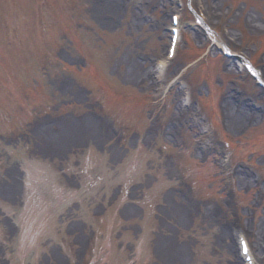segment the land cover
<instances>
[{
	"label": "rangeland",
	"instance_id": "374dc122",
	"mask_svg": "<svg viewBox=\"0 0 264 264\" xmlns=\"http://www.w3.org/2000/svg\"><path fill=\"white\" fill-rule=\"evenodd\" d=\"M0 1L10 8L0 15V47L4 45L1 52L4 57L15 59V49L25 56L27 48L36 45L31 37L33 32L41 34L42 31L45 38L39 55H30L26 60L31 65L28 79L36 78L44 85L41 102L34 106L33 119L30 123L26 121L23 129L4 132L0 137V190L2 186L8 187L10 180L18 184L17 190H3L9 195H0V264H134L138 254H141L140 264H170L172 253L166 256L161 253L167 244L177 246L172 248L174 251L181 249L188 258L187 264H232L234 254L228 247L230 237L225 231L232 223L236 229L241 228L236 234L246 233L260 260L258 264H264V120L246 124L239 120L235 123L231 118L228 122L223 112V101L229 90L241 94L236 98L245 101L260 98L264 87L250 71L236 73L231 60L217 53L207 34L211 31L227 45L230 40L233 42L228 46L231 53L243 56L252 68L264 69V0H205L206 5L215 3L225 12L219 21L207 23L210 27L205 31L199 25V29L195 27V20L187 10L178 57L167 75L166 87L171 84L174 88L160 99L153 87L149 89L147 84L142 85L134 78L128 65L133 60L147 61L148 69L151 68V59L165 55L169 40L163 37L164 30L154 31L147 22L136 24L132 8L111 27L104 21L113 13L104 7L113 0ZM134 1L133 9L143 12L141 0ZM160 11L151 7L144 13L147 18L139 15L143 20L150 17L156 20ZM31 14L37 16L36 24H28ZM222 26L227 27L229 38L222 35ZM76 36L82 47L74 44ZM192 47L203 49V55L189 65L196 58L193 50H189ZM6 49L13 52L9 54ZM84 54L111 83L114 80L116 84L150 96V107L141 128H136L138 131H133L129 118L121 119L119 112L102 111L92 93H87L90 87L84 81ZM197 76L203 81L195 85ZM262 79L264 83V76ZM179 82L193 84L195 102L211 97L215 101L212 106L216 116L220 113L221 127L228 123L227 130L223 129L224 141L216 131H210L213 139L210 143L215 147L211 152L202 153L199 149L202 126L208 123L201 105L200 112L194 105L180 116L177 112L181 105V94L175 101ZM193 108L198 111V118ZM173 116L180 117L182 128L178 135L167 136ZM89 118L98 120L95 125L99 129L102 122L106 124L105 136L98 134ZM50 120L53 124L43 130ZM77 122L86 123L81 125L82 136L70 140ZM227 138L240 145L229 163L224 162L223 156ZM91 150L90 154L103 158L108 174L101 179L102 169L91 167L97 184L87 192L81 170ZM137 150L141 152L134 161L139 166L134 170L132 182L124 185L117 168ZM80 161L81 168L77 169ZM34 164L48 168H38L41 175L35 186L81 188L84 196L59 210L56 226H45L48 233L38 236L36 245L28 239L17 247L14 242L21 230L15 224H21L19 217L26 202V190L22 186L27 178L23 169L29 170ZM197 164H209L207 168L201 167L206 177L198 176ZM13 169L15 178L10 175ZM239 171L243 173L240 175ZM199 179L210 185L203 184L200 188ZM11 190L15 192L10 194ZM113 203L115 208L110 220L107 216L97 235L99 239L95 238L93 229L96 230L97 223L92 219L105 215ZM56 206V201H47L48 214L52 215ZM49 223L50 220H44V224ZM39 225L37 230L43 228ZM145 236L148 240H140ZM29 248L32 250L27 252ZM17 253L19 257L12 258Z\"/></svg>",
	"mask_w": 264,
	"mask_h": 264
},
{
	"label": "bare ground",
	"instance_id": "6f19581e",
	"mask_svg": "<svg viewBox=\"0 0 264 264\" xmlns=\"http://www.w3.org/2000/svg\"><path fill=\"white\" fill-rule=\"evenodd\" d=\"M112 4H113V2H112ZM112 4H106V7H104V9L106 8V9H108V11H112L115 15L118 16L119 15V11L116 10L114 8V5H112ZM211 9L212 10H209V15L217 17V9H216V7L213 6V7H211ZM107 17L110 20V23L112 24L113 21H114V17L110 16V15H108ZM251 25L253 26L254 24L252 23ZM131 68H132V70L134 69L133 72H132V75L134 77H137V76L142 74L141 75V79L143 81H147L146 73L143 72V70L140 67H136V64L134 62H132ZM232 97H234V95H231V93H228L227 96H226V100L224 102V111H225L226 117L229 118V119L232 118V120H234L235 123L238 120L239 121H243V120L247 121L246 116H244V113H247L246 110L240 111L239 107H237L236 103L231 99ZM260 99H262V98H260ZM229 110L233 112L234 116L230 115ZM249 115L252 118V120L256 119L257 117H260V118L264 119V105L260 104V108L258 110H256V111H254L253 108H252V110L250 111ZM235 123L232 122V126H234ZM85 124H77L74 127L73 131H76L78 133L79 131L83 130V127L81 125H85ZM78 135H80V134H78ZM184 207L187 208L188 206L184 205ZM261 228H262V224H261ZM227 234L229 235V231L228 232L226 231V235ZM262 236H263V231H261V237ZM228 247H229L231 253H235L234 245L231 244ZM168 251H171V253L173 254V259L175 261V264H186L185 255L184 254H181L179 252H174V250H172V249H169ZM232 263L233 264H240L238 259H236Z\"/></svg>",
	"mask_w": 264,
	"mask_h": 264
},
{
	"label": "snow or ice",
	"instance_id": "6c2138e0",
	"mask_svg": "<svg viewBox=\"0 0 264 264\" xmlns=\"http://www.w3.org/2000/svg\"><path fill=\"white\" fill-rule=\"evenodd\" d=\"M245 251H247V249L245 248Z\"/></svg>",
	"mask_w": 264,
	"mask_h": 264
}]
</instances>
